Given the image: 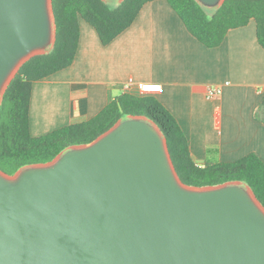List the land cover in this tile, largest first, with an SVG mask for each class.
Returning a JSON list of instances; mask_svg holds the SVG:
<instances>
[{"label": "water", "instance_id": "obj_1", "mask_svg": "<svg viewBox=\"0 0 264 264\" xmlns=\"http://www.w3.org/2000/svg\"><path fill=\"white\" fill-rule=\"evenodd\" d=\"M55 38L52 0H0V97ZM0 264H264V206L240 181L184 184L157 125L128 116L48 162L0 169Z\"/></svg>", "mask_w": 264, "mask_h": 264}, {"label": "crops", "instance_id": "obj_2", "mask_svg": "<svg viewBox=\"0 0 264 264\" xmlns=\"http://www.w3.org/2000/svg\"><path fill=\"white\" fill-rule=\"evenodd\" d=\"M79 29L72 64L32 84L33 136L87 120L124 92L139 95L138 83L155 82L162 89L151 95L179 123L196 163L230 162L249 153L264 162V50L253 21L208 48L165 0H153L106 45L85 21ZM209 86H219V94L207 98Z\"/></svg>", "mask_w": 264, "mask_h": 264}, {"label": "trees", "instance_id": "obj_3", "mask_svg": "<svg viewBox=\"0 0 264 264\" xmlns=\"http://www.w3.org/2000/svg\"><path fill=\"white\" fill-rule=\"evenodd\" d=\"M153 0H52L56 25L53 47L25 61L6 87L0 101V169H18L52 160L73 145L86 144L120 119L145 116L162 132L180 180L206 187L240 181L264 206V162L249 153L235 161L200 165L192 158L187 138L171 112L153 95L124 92L93 117L70 123L40 136L30 133L32 84L70 66L79 43V22L93 27L103 45L127 29L144 4ZM187 31L208 48L219 46L230 29L255 24L257 43L264 50V0H224L209 14L197 0H165Z\"/></svg>", "mask_w": 264, "mask_h": 264}, {"label": "built area", "instance_id": "obj_4", "mask_svg": "<svg viewBox=\"0 0 264 264\" xmlns=\"http://www.w3.org/2000/svg\"><path fill=\"white\" fill-rule=\"evenodd\" d=\"M131 84V80H128L127 83L124 85V89H128L129 85ZM139 95L140 94H151L154 92H159L162 89L161 84L155 82H145V83H138L137 84ZM220 92L219 86H209L206 89L205 95L207 98H213L217 96Z\"/></svg>", "mask_w": 264, "mask_h": 264}, {"label": "rangeland", "instance_id": "obj_5", "mask_svg": "<svg viewBox=\"0 0 264 264\" xmlns=\"http://www.w3.org/2000/svg\"><path fill=\"white\" fill-rule=\"evenodd\" d=\"M106 1L112 4L120 2V0H106ZM205 8H206V11L210 14L213 11L214 6H205ZM0 101H1V97H0Z\"/></svg>", "mask_w": 264, "mask_h": 264}]
</instances>
